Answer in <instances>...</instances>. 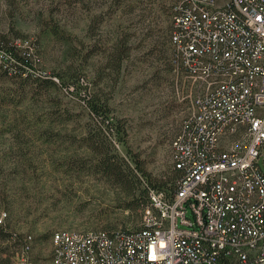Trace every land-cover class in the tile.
<instances>
[{
  "label": "rangeland",
  "instance_id": "rangeland-1",
  "mask_svg": "<svg viewBox=\"0 0 264 264\" xmlns=\"http://www.w3.org/2000/svg\"><path fill=\"white\" fill-rule=\"evenodd\" d=\"M172 3L0 0V264L26 236L46 258L58 230L138 229L149 182H172L187 108L168 65ZM91 96L109 110L102 156L133 187L99 166Z\"/></svg>",
  "mask_w": 264,
  "mask_h": 264
},
{
  "label": "built area",
  "instance_id": "built-area-1",
  "mask_svg": "<svg viewBox=\"0 0 264 264\" xmlns=\"http://www.w3.org/2000/svg\"><path fill=\"white\" fill-rule=\"evenodd\" d=\"M171 26L172 197L149 190L138 229L55 231L46 258L26 236L12 264H264V0H173Z\"/></svg>",
  "mask_w": 264,
  "mask_h": 264
},
{
  "label": "trees",
  "instance_id": "trees-1",
  "mask_svg": "<svg viewBox=\"0 0 264 264\" xmlns=\"http://www.w3.org/2000/svg\"><path fill=\"white\" fill-rule=\"evenodd\" d=\"M171 29H172V26H171V17H170V29H169V35H168L169 45H170ZM4 39L5 38L0 40L1 48L7 47L8 41L4 40ZM23 63H24V65H26L30 69L32 68V64H31V62L28 61V59H26L25 61L23 60ZM168 65H169V68L171 71L170 46H169V53H168ZM89 100H90V102H89L90 111L93 114V116L97 120H99V121H97V123H99V125L96 124V128H95L96 139H95L94 143L92 144L93 149L101 155L99 158V162H100L99 166H101L102 171L109 173V174H107L108 176L112 175V177H114L115 181H117L119 184H122L125 186H129L131 184V187H133L131 180H128V176L125 174H120V171H123L122 165H127V164L125 162H123V160H119L116 157H114L113 155L108 156L107 152H106V154H103V156H102V153H103L102 150L104 148L109 150L108 149L109 148V142L106 141L105 134L102 131V126L106 123V121H108L109 110L105 104L100 102L101 101L100 99L96 100V99H94L93 96H91L89 98ZM108 125L111 127L112 124L107 122V127H108ZM178 131H179V129H178ZM178 131L175 133L174 138L177 135ZM110 132H112V130ZM116 132L119 133V130L117 129V127H116ZM171 169H172L174 176H173L172 182L170 184H167V186L163 187V186H159L157 183H153L152 181L149 182L150 186H148L147 189L144 191V193H146V195H145V200H146L145 207H147L149 205L148 192L151 189H153L157 192H162L167 198L172 197L173 193L175 192V190L177 188V182L179 179V172L174 169L173 164L171 165ZM105 231H107V230H105ZM23 239L24 238H22L20 241H18L19 244H21ZM12 263H13V261H12Z\"/></svg>",
  "mask_w": 264,
  "mask_h": 264
}]
</instances>
